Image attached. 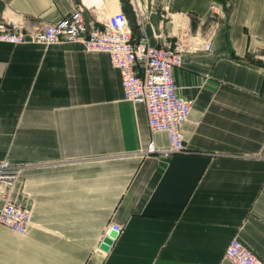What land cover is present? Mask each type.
I'll use <instances>...</instances> for the list:
<instances>
[{
  "label": "crops",
  "instance_id": "obj_1",
  "mask_svg": "<svg viewBox=\"0 0 264 264\" xmlns=\"http://www.w3.org/2000/svg\"><path fill=\"white\" fill-rule=\"evenodd\" d=\"M126 3L134 41L190 48L173 69L191 100L183 151L144 153L150 141L166 148V134L124 100L105 53L0 42V159L19 165L11 195L31 212L24 234L0 225V264H231V238L264 261V0ZM76 4L95 23L122 10L120 0H0V16L51 23ZM109 222L121 231L101 254Z\"/></svg>",
  "mask_w": 264,
  "mask_h": 264
},
{
  "label": "built area",
  "instance_id": "obj_2",
  "mask_svg": "<svg viewBox=\"0 0 264 264\" xmlns=\"http://www.w3.org/2000/svg\"><path fill=\"white\" fill-rule=\"evenodd\" d=\"M209 9L215 12L214 5H210ZM0 42L42 45L78 43L87 52L105 53L110 64L118 70L124 100L141 103L148 128L166 134V148L158 151L150 141L144 153L157 152L166 157L183 151L180 129L187 119L191 100L178 95L173 69L179 67L181 53L190 48H186L179 40L165 47L148 44L144 35L134 41L120 7L111 11L103 22L95 23L85 18L82 8L76 4L67 16L51 23L39 21L26 26L0 16ZM202 48L208 50L209 42L206 41ZM260 95L264 98V84ZM18 173V164L0 159V225L24 234L30 223L31 212L12 198L11 192ZM120 231V225L107 223L102 229L96 250L105 254L115 239L110 232L117 235ZM104 238L110 240L109 244L105 243L107 250L99 248ZM223 257L231 264H264L236 238L228 241Z\"/></svg>",
  "mask_w": 264,
  "mask_h": 264
},
{
  "label": "trees",
  "instance_id": "obj_3",
  "mask_svg": "<svg viewBox=\"0 0 264 264\" xmlns=\"http://www.w3.org/2000/svg\"><path fill=\"white\" fill-rule=\"evenodd\" d=\"M121 1V7H122V11L127 15L128 17V21L131 27L132 32H134V23H133V17L131 12L129 11V6L126 3V0H120Z\"/></svg>",
  "mask_w": 264,
  "mask_h": 264
},
{
  "label": "water",
  "instance_id": "obj_4",
  "mask_svg": "<svg viewBox=\"0 0 264 264\" xmlns=\"http://www.w3.org/2000/svg\"><path fill=\"white\" fill-rule=\"evenodd\" d=\"M105 243L109 244L110 240L108 238H104L103 242L99 245V248L102 249V250H107L108 246Z\"/></svg>",
  "mask_w": 264,
  "mask_h": 264
}]
</instances>
